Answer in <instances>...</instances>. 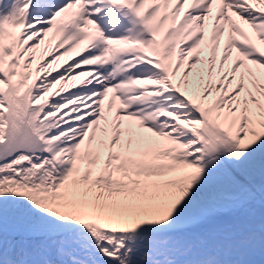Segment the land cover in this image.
<instances>
[{"label": "snow or ice", "instance_id": "6c2138e0", "mask_svg": "<svg viewBox=\"0 0 264 264\" xmlns=\"http://www.w3.org/2000/svg\"><path fill=\"white\" fill-rule=\"evenodd\" d=\"M33 4L0 0V264L264 254V0ZM96 5L147 38H105Z\"/></svg>", "mask_w": 264, "mask_h": 264}, {"label": "bare ground", "instance_id": "6f19581e", "mask_svg": "<svg viewBox=\"0 0 264 264\" xmlns=\"http://www.w3.org/2000/svg\"><path fill=\"white\" fill-rule=\"evenodd\" d=\"M11 2L12 0H6V3H8L9 5L11 4ZM37 7H38V0H34L33 8L30 12L29 19L39 18V14L36 12ZM2 8H5V7L3 5H0V12H2ZM6 10H9V9L5 8V11ZM46 13L47 12H45L44 14ZM120 29L124 30L125 26H120ZM130 32L132 34L130 36H125V37L132 38V39H139L140 37H142V33H143V31L140 29H137L135 25L130 29ZM118 37L123 38L124 36L122 33H120ZM235 219H239V221L245 225H254V223L256 222L255 218H249L247 215L238 216L237 218L224 217L222 218V222L229 223V222H233ZM247 220H251V221L246 222ZM252 221H254L253 224L250 223ZM212 230L213 229L211 226H207L202 229V231H206V232H212ZM227 244L228 242L223 240L220 237L209 236L206 248L207 250H216L217 245H219L220 257L222 261H226L228 262V264H235V262L240 260L241 257H243V259L246 261V264H264V254H262L258 248L252 249V250H247V249L238 250L233 246L230 255L225 257L223 255V250L225 247H227Z\"/></svg>", "mask_w": 264, "mask_h": 264}, {"label": "rangeland", "instance_id": "374dc122", "mask_svg": "<svg viewBox=\"0 0 264 264\" xmlns=\"http://www.w3.org/2000/svg\"><path fill=\"white\" fill-rule=\"evenodd\" d=\"M8 11L9 10H6V11H2V12H0V17H2L3 15H6L7 13H8ZM47 14V13H46ZM252 220V219H251ZM251 220H247L246 222H249V221H251ZM251 224H253L254 223V221H252V222H250Z\"/></svg>", "mask_w": 264, "mask_h": 264}]
</instances>
